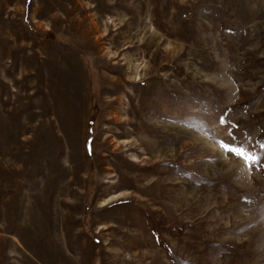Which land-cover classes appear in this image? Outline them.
<instances>
[{"label":"rangeland","instance_id":"374dc122","mask_svg":"<svg viewBox=\"0 0 264 264\" xmlns=\"http://www.w3.org/2000/svg\"><path fill=\"white\" fill-rule=\"evenodd\" d=\"M261 144L264 0H0V264H264Z\"/></svg>","mask_w":264,"mask_h":264},{"label":"snow or ice","instance_id":"6c2138e0","mask_svg":"<svg viewBox=\"0 0 264 264\" xmlns=\"http://www.w3.org/2000/svg\"><path fill=\"white\" fill-rule=\"evenodd\" d=\"M231 135V133H230ZM221 146L228 152L233 153L243 159L246 163H248L249 167L253 163H258L261 159V154L253 155L247 149H244L240 146L235 145L234 143H225L221 141ZM260 148L264 149V144L259 146Z\"/></svg>","mask_w":264,"mask_h":264}]
</instances>
